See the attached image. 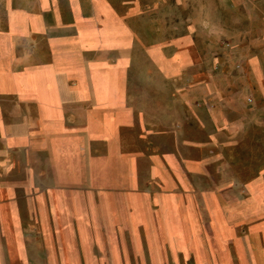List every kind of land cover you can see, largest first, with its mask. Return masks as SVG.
<instances>
[{"label":"crops","instance_id":"1","mask_svg":"<svg viewBox=\"0 0 264 264\" xmlns=\"http://www.w3.org/2000/svg\"><path fill=\"white\" fill-rule=\"evenodd\" d=\"M113 3L0 0V264L23 242L29 257L112 251L140 264H205L210 244H228L240 264H264V224L249 220L258 188L189 138L176 74L132 73L130 52L145 47Z\"/></svg>","mask_w":264,"mask_h":264},{"label":"rangeland","instance_id":"2","mask_svg":"<svg viewBox=\"0 0 264 264\" xmlns=\"http://www.w3.org/2000/svg\"><path fill=\"white\" fill-rule=\"evenodd\" d=\"M113 1L119 14H130L131 29L138 38L135 48L138 43L145 47L130 52L131 72L136 74L142 66L153 74L149 65H156L160 72L176 74L177 91H187L191 97L186 110L179 99V123L189 126L188 136L195 144L213 145L215 157H222L244 186L254 182L258 211L249 220L253 226L264 224V0ZM201 124L210 129L204 130ZM241 124L244 131L234 130ZM210 137L216 142H210ZM241 201L248 203L249 197L244 195ZM20 237L26 241L29 235L23 232ZM210 245L215 246L209 252L214 256L208 254L205 264H240L237 257H229L233 248L228 244L224 254L217 244ZM242 246L247 256L253 244ZM27 248L28 242H23L17 256L7 253L4 264H140L130 253L129 258H120L112 251H84L81 258L69 253L60 259L39 249L29 257ZM177 262L165 259V264ZM251 263L246 258L242 264ZM181 264H192V260L183 259Z\"/></svg>","mask_w":264,"mask_h":264}]
</instances>
